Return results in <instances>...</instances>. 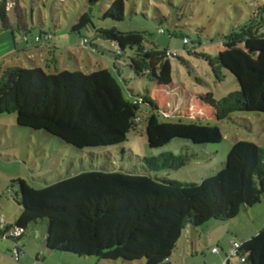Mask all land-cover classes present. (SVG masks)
Returning <instances> with one entry per match:
<instances>
[{
  "label": "trees",
  "instance_id": "1",
  "mask_svg": "<svg viewBox=\"0 0 264 264\" xmlns=\"http://www.w3.org/2000/svg\"><path fill=\"white\" fill-rule=\"evenodd\" d=\"M87 3V10L78 16L71 31L80 35L81 29L91 26L93 36H83L80 42L86 39V46L102 56L104 50L97 40L108 41L115 48L113 67L118 74V60L129 48L131 55L125 66L134 77L153 83L154 93L145 89L135 95L128 87L124 89L108 69L45 73L39 67L8 66L0 73V113L14 114L18 126L44 130L83 149L120 145L144 120L148 146L159 148L175 138L193 144L218 143L222 140L221 131L208 120H223L237 112H264V67L256 66L261 61H254V52L245 45H235L262 40L264 51V1L255 6L246 22L223 36L224 48L215 55V62L204 57L217 79L225 69L234 75L240 89L219 100L211 92L195 95L191 106L199 115L193 118L184 114L186 121L182 113H178L176 121L171 120L174 115L166 117L156 99L158 93L165 95L173 87L170 58L178 56H167L168 49L146 47L142 33L121 32L115 27L95 28L90 11L99 0ZM13 8L14 0H0V33L10 26ZM103 17L123 20L124 1L112 0ZM52 36L41 31L36 41ZM184 38L187 37L182 41ZM188 43L189 40L183 45ZM122 81L126 83L125 79ZM197 81L201 82L198 78ZM140 105L146 106L143 119L138 114ZM193 156L164 152L142 158L141 171L83 170L43 187L16 179L19 189L15 199L20 212L12 224L3 225L0 238L18 244L30 223L46 220L48 249L102 260L166 264L185 227L196 231L212 219L231 220L242 208L259 203L264 195V146L235 141L221 168L197 183L159 175L186 165ZM9 228L20 233L16 237L6 235ZM239 254L245 259L240 264H264V225L241 243Z\"/></svg>",
  "mask_w": 264,
  "mask_h": 264
},
{
  "label": "rangeland",
  "instance_id": "2",
  "mask_svg": "<svg viewBox=\"0 0 264 264\" xmlns=\"http://www.w3.org/2000/svg\"><path fill=\"white\" fill-rule=\"evenodd\" d=\"M111 1L99 0L91 8V20L95 28L115 27L121 32L142 33L146 47L169 49L178 56L170 58L173 87L165 95L162 92L156 95L166 117L174 115L171 120L176 121L178 113H182L183 121L187 120L186 114L195 118L199 115L191 106L192 97L195 95L211 92L214 99L219 100L240 89L234 75L225 69H222L220 79H217L204 57L215 62V55L224 48L221 45L223 36L236 25L246 22L252 16L255 6L264 0H123L124 18L121 21L103 17V12ZM14 2L13 13L9 14L10 26L0 33V46L3 47L0 53L7 51L4 50L7 48L3 46L5 44L10 46L11 53L18 52L13 55L8 51L3 55L9 65L39 67L45 73L60 70L89 73L108 69L118 78L124 89L128 87L135 95L143 93L145 89L154 93L153 83L143 77H134L125 66L128 56L131 55L129 48L125 49L124 57L118 60V74L113 67L112 53L115 48L108 41L97 40L100 49L104 50L102 56L80 43L81 37L93 36L94 30L91 26L81 29L80 35L71 31L78 16L87 10L88 0ZM41 31L50 32L53 36L36 41L35 38ZM183 37L188 38L187 45H183ZM262 44V40L248 41L246 44L235 43L236 46L245 45L254 52L253 60L262 63L256 62L260 69L264 67ZM190 47H194V50ZM31 62H35V65ZM123 79L126 83H123ZM138 114L143 119L146 116V106L140 105ZM204 119L201 118L206 121ZM208 123L220 129V142L193 144L189 140L175 138L162 147L150 148L142 120L137 130L128 133L126 140L120 145L76 149L44 130L18 126L12 113H0V221L5 220L7 225L18 213L15 193L18 192L19 185L15 180L19 178L33 187H43L83 170L107 168L141 171V165L144 166L142 158L171 152L174 155L194 156L186 165L161 171L159 175L182 183H197L221 168L235 141L245 140L264 146V112H237L223 120L210 119ZM246 208H242L231 220L212 219L206 223L218 225L228 232L223 244L214 242L211 245L223 247L224 250L218 252L219 256L231 248L232 241H241L237 231L244 232L247 225L249 228L259 227L258 229L263 226L264 195L259 203ZM4 224L0 223V230ZM206 224L196 228V231L201 233ZM46 230L47 221L38 220L28 225L18 244L13 240L0 238V264H141L143 261L102 260L93 256L51 250L45 247ZM192 231L190 227L182 230L172 253L173 264H204L205 257L211 259L210 262L218 257L211 252L210 247L205 246L203 255L192 254ZM16 249H19L18 255ZM183 249L189 251V257L182 262L180 252ZM231 261L233 264H240L238 257H232Z\"/></svg>",
  "mask_w": 264,
  "mask_h": 264
},
{
  "label": "crops",
  "instance_id": "3",
  "mask_svg": "<svg viewBox=\"0 0 264 264\" xmlns=\"http://www.w3.org/2000/svg\"><path fill=\"white\" fill-rule=\"evenodd\" d=\"M14 38V37H13ZM14 40V39H13ZM3 46H7V48L5 47L4 50H7L5 53H7L9 50H10V46L9 45H3ZM3 47L0 46V50L2 49ZM15 50V49H14ZM1 54L0 55V69L2 70L3 68L5 67H8V66H17V65H9L8 64V61L6 60L7 58L3 57V55L5 54ZM10 54H13V55H17L18 52H15V53H11L10 51L8 52ZM9 61H12V60H9ZM14 62V61H12ZM32 63V62H31ZM33 65H35V62L32 63ZM18 213L15 215L14 219L12 222L8 223L7 225L9 224H12L15 219L17 218V216L19 215V212H20V207L18 206ZM4 223L6 224V221L3 220ZM264 225V224H263ZM259 227H256V228H249L248 225H247V228L244 229L245 231L244 232H239L237 231L238 235L242 238L241 241H236L238 243H242L245 239L249 238L250 236L256 234L255 232H258L256 230H260L258 229ZM262 228V227H261ZM226 232V233H225ZM228 232L227 231H224L223 229H221V227L219 228L218 225H215V224H211V225H207L206 224V227L203 229V231L201 233H198L197 231H192L190 234L194 235L195 236V239H194V236L193 238H191V241H190V247H191V253L193 254H199V253H202L203 255V246H205L206 248H211V252H212V249L213 248H217V252H212L216 255H218V257H216L215 260L211 261V259H208V257H205L204 258V264H223V262L227 259L228 257V252L230 249H228L227 251H225V254L224 255H220L219 256V250L223 251V247H218L217 246H212V244H214V242H216V244H223L224 243V240L227 238L226 234ZM234 242V241H232ZM231 246H232V243H231ZM188 250L186 249H183L181 252H180V259L181 261L183 262L184 259H186L188 256ZM173 253V252H172ZM172 255H170L169 259H168V262L166 264H173V258H172ZM231 261V259H230ZM232 263V261H231ZM233 264V263H232Z\"/></svg>",
  "mask_w": 264,
  "mask_h": 264
},
{
  "label": "built area",
  "instance_id": "4",
  "mask_svg": "<svg viewBox=\"0 0 264 264\" xmlns=\"http://www.w3.org/2000/svg\"><path fill=\"white\" fill-rule=\"evenodd\" d=\"M36 40H37V38H36ZM187 41H188L187 38L183 39L184 43H187ZM80 43H81V45L86 46L88 41L86 39H82ZM166 55L167 56H171V55H175V53L168 49V50H166ZM2 222H3V220L0 221V223H2ZM5 233H6V235L16 237L20 233V231L16 230V229H13V228H9ZM240 246H241V244L236 242V241H234L232 243V246H231V248H230V250L228 252V257L223 262V264H232L231 261H230V259L232 257H238L239 262H244L245 261L244 256L239 254ZM212 252H217V248H213ZM16 255H18V251L17 250H16Z\"/></svg>",
  "mask_w": 264,
  "mask_h": 264
}]
</instances>
